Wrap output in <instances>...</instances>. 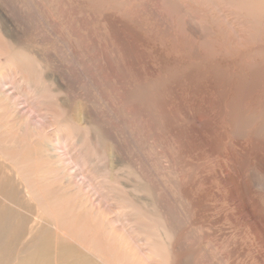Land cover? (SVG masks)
<instances>
[{"label":"bare ground","instance_id":"1","mask_svg":"<svg viewBox=\"0 0 264 264\" xmlns=\"http://www.w3.org/2000/svg\"><path fill=\"white\" fill-rule=\"evenodd\" d=\"M0 264H264V0H0Z\"/></svg>","mask_w":264,"mask_h":264}]
</instances>
